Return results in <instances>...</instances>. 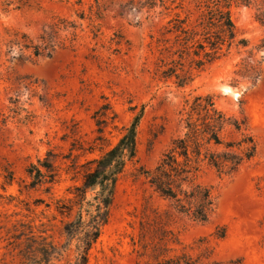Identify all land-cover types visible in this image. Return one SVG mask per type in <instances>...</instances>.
Segmentation results:
<instances>
[{
    "label": "rangeland",
    "instance_id": "rangeland-1",
    "mask_svg": "<svg viewBox=\"0 0 264 264\" xmlns=\"http://www.w3.org/2000/svg\"><path fill=\"white\" fill-rule=\"evenodd\" d=\"M191 1L176 8L181 0H166V9L161 0H0V264H75L78 242L65 225L81 211L71 201L76 187L137 119V156L89 264H160L184 253L200 264H264V0L233 6L237 36L211 62L204 37L187 41L177 27L189 11L187 23L196 24ZM42 36L54 50L36 57ZM243 61L261 71L255 83L236 73ZM209 94L246 120L258 150L236 173L204 165L193 177L214 199L209 219L198 222L140 171L155 168L185 133L186 101ZM46 159L54 179L35 186L29 169ZM62 205L75 206L68 215Z\"/></svg>",
    "mask_w": 264,
    "mask_h": 264
},
{
    "label": "trees",
    "instance_id": "trees-1",
    "mask_svg": "<svg viewBox=\"0 0 264 264\" xmlns=\"http://www.w3.org/2000/svg\"><path fill=\"white\" fill-rule=\"evenodd\" d=\"M176 1L172 0L173 3ZM184 2L185 0H181L176 8L183 7ZM166 3V0H161V5L168 9ZM190 3L199 13L196 24L192 26L187 23L192 13L189 11L185 19H178L182 24L177 26L178 30L189 33L187 41L194 40V35L203 36L205 42L198 43L203 50L207 46L211 48V52H206L208 61L211 62L217 58L215 55L224 45L228 43V46H231L237 36L232 18L233 6L248 4L251 0H192ZM147 4L155 7L156 0H147ZM259 19L264 23L262 18ZM55 27L60 28L59 24H55ZM41 39L42 41L33 47L36 57L43 55L46 49L54 50L53 39L44 36ZM239 43L248 45L246 39ZM18 44L22 50L31 48L26 41H18ZM257 49H264V39ZM236 73L255 83L261 71L256 64L243 61ZM184 110L185 133L173 139L155 168H142L140 172L145 175L155 192L171 202L177 213L198 222H206L213 211L214 199L210 189L195 183L193 177L204 165L221 174L236 173L256 157L258 145L247 129L246 120L220 109L214 96L210 94L197 95L192 102L187 100ZM137 125L138 119L115 146L90 161V167L84 174L83 185L76 187V195L71 201L79 205L81 211L75 220L65 225V233L70 241L76 239L78 242L75 264H89V253L109 220L119 180L124 175L128 163L134 161L137 156ZM41 165L46 172L36 164H32L29 169L33 178L32 184L35 186L47 181L48 177L51 181L55 176L54 166L48 159L41 162ZM90 190L97 191L93 201H87ZM74 206L62 205L59 209L61 213L67 212L70 215ZM166 216L170 218L171 212L167 211ZM163 232L166 235L161 240L168 238L167 232ZM160 264L200 263L184 253Z\"/></svg>",
    "mask_w": 264,
    "mask_h": 264
},
{
    "label": "bare ground",
    "instance_id": "bare-ground-1",
    "mask_svg": "<svg viewBox=\"0 0 264 264\" xmlns=\"http://www.w3.org/2000/svg\"><path fill=\"white\" fill-rule=\"evenodd\" d=\"M225 91H226V92H232L233 89H232L231 87H229V86H226V87H225ZM234 95H235V97H238V96H239V93L234 92Z\"/></svg>",
    "mask_w": 264,
    "mask_h": 264
}]
</instances>
